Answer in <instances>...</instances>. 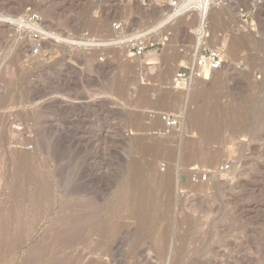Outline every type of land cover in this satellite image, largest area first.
Segmentation results:
<instances>
[{
    "label": "rangeland",
    "instance_id": "1",
    "mask_svg": "<svg viewBox=\"0 0 264 264\" xmlns=\"http://www.w3.org/2000/svg\"><path fill=\"white\" fill-rule=\"evenodd\" d=\"M168 1L0 0V264H24L82 201L100 219L56 254L65 264H264V0H216L204 42L224 50L226 65L186 89L172 79L200 45L197 20L174 19ZM26 8L59 36L36 56L6 22ZM118 21L154 46L133 57L109 44ZM205 96L218 107L204 110ZM199 109L218 111L214 138L196 121ZM162 116L177 125L166 128ZM49 127L55 144L46 147ZM18 152L30 174L13 224ZM226 162L227 173L203 178ZM37 183L46 190L34 205Z\"/></svg>",
    "mask_w": 264,
    "mask_h": 264
},
{
    "label": "bare ground",
    "instance_id": "2",
    "mask_svg": "<svg viewBox=\"0 0 264 264\" xmlns=\"http://www.w3.org/2000/svg\"><path fill=\"white\" fill-rule=\"evenodd\" d=\"M215 2H216V0H210V9L212 8L211 7L212 5H216V4H214ZM169 10L173 12V14L171 15V17H174V19H175V17L178 16L176 14V11L175 10H172V9H169ZM194 16H195V20H197V25H196V29H195L194 34H195V36L197 38L198 43L199 44H202L209 37V32H208L209 31L208 30L209 27H207V23L205 22V20H204L203 26L201 27L200 26L199 19H197L198 16H196L195 14H194ZM13 18L11 19V16H7L6 22L10 21L9 23H11L12 20H13ZM170 26H172V25H169V27H168L167 30L170 29ZM165 35H162L161 36L162 37L161 41H163V42H169V41H171V37H170L171 36V32L170 33H168V32L166 33V31H165ZM52 36H53V39L56 38V36H54V35H52ZM58 39H59V36L56 38V40H58ZM56 45H54V43H53V45H51V47H54V46L56 47ZM164 45H165V43H164ZM42 48H45V47H42ZM222 68H223V66H222ZM10 70H11V68H10ZM8 78H9V76H8ZM208 78H209V73L206 74V76H205L204 79H200V81L201 82H205V81L208 80ZM172 81H173V79H172ZM196 81L197 80H195V82ZM208 99L209 98L207 96H205L204 104H205V101H206V106L207 107L204 105L205 108L202 107V108H204V110L205 109H208L209 106L212 107L213 105H216V107H218L217 104H215V102L217 100L215 102L213 101L214 104L211 106L209 104H212V102H209V104H208ZM200 108H201V106H200ZM197 109H196V112H197ZM199 110H201V111H199L195 115L196 121L197 122H200L199 123V126H200V124H202L201 125L202 127L209 126L210 127L209 129L206 128L208 130L203 129L202 132H204V131L206 132L204 134H205V136L208 139L211 138L212 136L214 138V134L217 135L216 134L217 133L216 132V128H215L217 124L215 125L213 123L212 118L217 116L216 115L217 114L216 112H218V111L216 110V112H215V110H211V112L214 111L212 113H214V115H215V116L210 115L212 117L211 118V117H207L208 115H206V117H205L203 115L202 109H199ZM219 111H220V109H219ZM215 119H214V121H215ZM194 124H195V122H194ZM214 125H215V127H214ZM44 129L45 130L42 131L43 134L40 136V138H41L40 141H41L42 145H44L46 147H50L53 144H55L53 142L51 143V138H50V136L52 135L51 134V131H52L51 129L52 128L49 127L47 129L46 128H44ZM52 136H54V135H52ZM207 138H205V139H207ZM211 141H213V139ZM13 157H14L13 159H14V163H15V166H16V169H15L16 170V173L15 174H16V177H17V179H16L17 180V184L12 189L11 195H13V200L11 201V205H10V211L11 212L9 213L10 214L9 216H10L11 223L14 224V223H17L16 220L19 219V217L21 218V216H22V210L23 209L21 210V208H22L21 197L24 195L25 189H26V187L28 185L27 184V182H28L27 180H28V177H29L30 172L28 170V166H29V157H28V154H26L24 152H18V153L13 154ZM167 178H169V177H167ZM170 178L168 180H166V181H169L170 182ZM164 179H166V178H164ZM169 182H168V184H169ZM168 184H167V187H168ZM165 186H166V184H165ZM143 189H145V187ZM45 190H46V187L45 186H41L39 183L35 184L34 197H35V200L36 201H35L34 205H37L38 204L37 203V197L41 194L42 191H45ZM139 192H140V190H139ZM133 197H134V195H133ZM136 199L137 198L134 199L136 201V202L134 201V204H135V207H136V214H137V213H141L142 212L144 204H142L143 202L141 200L140 201L142 203L141 204L138 203ZM139 199L140 198H138V200ZM78 207L81 208V210H78ZM99 215H100V212H99L98 207H96L91 201H87V202L86 201H84V202L82 201L78 205H72L71 206L70 213L69 214L63 213L62 216L60 217V222L62 223L61 227L58 228V229H56L54 231L53 235L49 236L44 243L41 242L40 244L34 246L31 249V251L28 254V256L25 258L24 264H37L38 262H43V261H47V264H65L64 262L55 260L56 254L59 253L60 251H63V250L68 249V248H71L74 244H76L82 238V236L84 234V230L86 228H89L90 225H95L96 222L98 221V219H100L99 218ZM13 224H11V226ZM103 232H105V231H103ZM3 233H5V234H8V233L9 234H12L15 237H20L21 236L20 235L21 233L19 232V230H17V228H7V229L4 230ZM89 264H94V263H89Z\"/></svg>",
    "mask_w": 264,
    "mask_h": 264
},
{
    "label": "built area",
    "instance_id": "3",
    "mask_svg": "<svg viewBox=\"0 0 264 264\" xmlns=\"http://www.w3.org/2000/svg\"><path fill=\"white\" fill-rule=\"evenodd\" d=\"M95 1V0H94ZM168 6L175 10L178 16L196 15L198 16L200 26L206 22L207 14L210 9V0H169ZM20 30L31 43V56H36L41 52L43 46L51 40L55 41L44 28L43 19L40 14L26 8L22 13L17 14L9 24ZM112 37L109 44L112 46H124L128 55L139 57L144 55L154 45L147 42L142 35H129L123 22H113L110 26ZM88 34H81L85 39ZM195 55L187 65L179 66L173 77L172 85L174 88L186 89L192 85L195 80L204 79L206 74H213L221 70L225 64V52L222 48H209L205 42L194 47ZM162 122L166 128H172L177 125V120L173 116H162ZM230 164L228 162L220 164L213 172L202 173L203 178L206 175H223L228 172ZM198 175V174H196Z\"/></svg>",
    "mask_w": 264,
    "mask_h": 264
},
{
    "label": "crops",
    "instance_id": "4",
    "mask_svg": "<svg viewBox=\"0 0 264 264\" xmlns=\"http://www.w3.org/2000/svg\"><path fill=\"white\" fill-rule=\"evenodd\" d=\"M110 32H111V29H110ZM78 33H80V34H83V33H84V34H85V33L88 34L87 36H89V38H88L89 40H92V41H93V40L96 39L95 36L90 35L89 32H87L86 30L78 31ZM111 36H112V32H111Z\"/></svg>",
    "mask_w": 264,
    "mask_h": 264
}]
</instances>
